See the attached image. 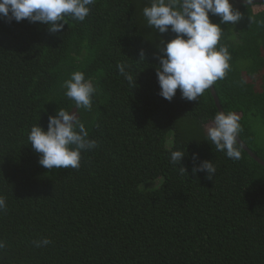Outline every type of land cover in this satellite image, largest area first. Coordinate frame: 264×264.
<instances>
[{"label": "trees", "instance_id": "trees-1", "mask_svg": "<svg viewBox=\"0 0 264 264\" xmlns=\"http://www.w3.org/2000/svg\"><path fill=\"white\" fill-rule=\"evenodd\" d=\"M150 3L94 0L84 21L66 17L57 33L0 19V264H264V165L240 145L232 160L207 140L219 111L210 89L191 102L179 89L171 102L158 95V47L175 33L148 25ZM233 6L241 19L220 25L217 45L230 69L213 89L222 111L240 116L239 139L264 160V81L251 79L264 69V0ZM74 71L97 88L91 111L61 88ZM57 108L76 112L97 141L78 169L44 168L27 141ZM176 149L187 175L170 163ZM193 153L214 164L211 180L192 173ZM146 182L152 188H140ZM43 238L51 243L33 244Z\"/></svg>", "mask_w": 264, "mask_h": 264}, {"label": "clouds", "instance_id": "clouds-1", "mask_svg": "<svg viewBox=\"0 0 264 264\" xmlns=\"http://www.w3.org/2000/svg\"><path fill=\"white\" fill-rule=\"evenodd\" d=\"M250 2L244 0V4ZM93 3L94 0H0V19L17 23L24 19L30 23L40 22L47 25L50 32L57 33L64 29L66 17L84 21ZM143 15L148 25L158 33H175L166 42L161 39L163 47H158L156 59L159 63L155 74L159 96L171 102L179 89L182 99L197 101L205 90L225 77L230 69L231 56L227 47H217L222 34L220 25L235 24L241 19L240 11L230 0H151L150 6L143 8ZM210 16H218L220 22H212ZM144 58L145 53L141 50L139 60ZM116 67L119 74L134 87L135 77L126 70L129 66L118 63ZM61 88L77 110L91 111L97 88L83 72H72L62 82ZM239 121L240 116L235 112L217 111L210 126H206L207 140L232 160L241 158ZM27 141L39 154L38 163L46 169H78L81 153L97 147V141L89 139L85 123L76 112L65 108H57L54 114L48 115L46 130L37 123L32 125ZM184 156V150H170V163L178 167L181 175L187 173L186 168L181 166ZM197 160L198 155L193 153L192 173L205 172L211 180L216 172L214 164L209 160L197 163ZM5 209V198L0 196V211ZM49 243L48 238L33 241L36 247ZM4 247V242L0 240V249Z\"/></svg>", "mask_w": 264, "mask_h": 264}, {"label": "water", "instance_id": "water-1", "mask_svg": "<svg viewBox=\"0 0 264 264\" xmlns=\"http://www.w3.org/2000/svg\"><path fill=\"white\" fill-rule=\"evenodd\" d=\"M234 1H236V2H244V0H234ZM255 1H261V0H251V2L250 3H253V2H255ZM210 90H211V92H212V95H213V97H214V100H215V103H216V106H217V108L219 109V111H222V109H221V106H220V104H219V100H218V97L216 96V93H215V91H214V89H213V86L212 87H210ZM238 142H239V145L245 150V151H247L248 152V154L251 156V157H253L257 162H259V163H261L262 165H264V160H262L261 158H259L258 156H256L245 144H244V142L242 141V140H240L239 139V137H238Z\"/></svg>", "mask_w": 264, "mask_h": 264}, {"label": "rangeland", "instance_id": "rangeland-1", "mask_svg": "<svg viewBox=\"0 0 264 264\" xmlns=\"http://www.w3.org/2000/svg\"><path fill=\"white\" fill-rule=\"evenodd\" d=\"M230 2H231L232 4H234V1H233V0H230ZM254 8H255V9H260V8H263V7L255 6ZM262 51H263V53H264V46L262 47ZM249 79H250V78H249ZM251 79L255 82L256 85H260V83H262V82L264 81V69H263L261 72H259L258 74H256L255 76H253ZM210 123H211V122H210ZM210 123L207 124L206 126H210ZM260 129H261L262 134H263V136H264V127L261 126ZM152 185H153V183H151V182H146V183H143V184L140 186V188L146 190V189H150V188H152Z\"/></svg>", "mask_w": 264, "mask_h": 264}]
</instances>
